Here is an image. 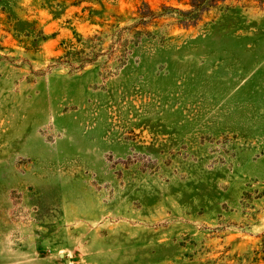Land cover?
I'll list each match as a JSON object with an SVG mask.
<instances>
[{"label":"rangeland","instance_id":"374dc122","mask_svg":"<svg viewBox=\"0 0 264 264\" xmlns=\"http://www.w3.org/2000/svg\"><path fill=\"white\" fill-rule=\"evenodd\" d=\"M0 264H264V0H0Z\"/></svg>","mask_w":264,"mask_h":264},{"label":"crops","instance_id":"0c3cea01","mask_svg":"<svg viewBox=\"0 0 264 264\" xmlns=\"http://www.w3.org/2000/svg\"><path fill=\"white\" fill-rule=\"evenodd\" d=\"M26 150V149H25ZM25 150H23L24 152H27V151H25Z\"/></svg>","mask_w":264,"mask_h":264}]
</instances>
